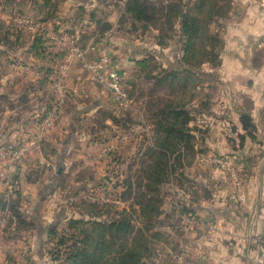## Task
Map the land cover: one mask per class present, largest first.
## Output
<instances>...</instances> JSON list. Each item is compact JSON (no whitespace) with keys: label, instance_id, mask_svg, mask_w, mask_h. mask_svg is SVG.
Here are the masks:
<instances>
[{"label":"crops","instance_id":"crops-1","mask_svg":"<svg viewBox=\"0 0 264 264\" xmlns=\"http://www.w3.org/2000/svg\"><path fill=\"white\" fill-rule=\"evenodd\" d=\"M202 1L181 0L183 12H191L192 7H199L198 12L204 11L205 4ZM213 3L210 11L214 15L212 14L210 20L209 31L218 40L216 58L214 61H207L206 57L200 56L195 66L187 59L184 39H181L179 27L175 24L172 27V39L164 43L159 39L157 29L150 27L151 34L134 37L118 34L115 28L119 13L109 6L103 5V11L106 12L98 17L97 9L94 10L93 4L90 3L95 15H84L81 18L75 15L69 21L76 25L79 32L76 46L88 50L86 52L89 59L94 58L99 49H107L126 80L131 76H142L140 64L144 61L155 63L150 72V80L154 86L157 78L164 74H167L168 78L182 80L180 105L184 110H188L190 116L185 126L197 142L196 156H230L235 164L241 163L244 182L240 192L222 174L221 180L211 182L215 191L210 197L186 195L182 202L179 201L193 212L176 213V224L173 221L166 223V243L169 245L173 242L174 246L167 247V260L161 264H175L179 254L182 255L180 264H260L264 257V56L257 48L258 40L264 33V0H214ZM70 11L72 14L77 13L79 6L71 7ZM100 23L108 24L103 33L96 31ZM44 44L47 45L45 41ZM30 45V55L38 57V61L46 60L45 53L32 51L33 42ZM92 47L93 50L90 49ZM60 48L51 50L50 58L56 59L60 54L57 50ZM205 48L208 49L207 46ZM62 54L64 52L61 56ZM76 57L74 55L72 58ZM78 60L80 64L75 61L73 66L67 69L73 79L71 82V78L69 79V85L78 91L79 96L91 97L93 100L86 103H69L65 116L57 121L56 117L52 133L47 134L48 136L44 134L41 138V142L45 139L44 143L39 144L20 165L16 177L19 190L17 196L18 209L24 225L18 223L10 210L9 199H4L7 205L0 209V224L3 225L0 235V264H22L23 259L25 264L49 263L46 257L48 229L53 225H60L68 216V199L64 197V190L71 188L70 194H73L81 188L95 189L104 182L107 186L101 191L106 192L110 189L112 180L105 175L115 170L110 167L109 158L112 161L118 160L122 155L125 156L124 149L127 146L134 145L135 152L126 154V157L133 156L132 160L138 162L147 144L153 146L158 137L153 120L143 117L141 101L131 100L129 107H118L98 84L85 78L80 59ZM44 70L39 67L29 71L31 73L27 75L28 81H34L32 78L37 77L40 86L37 89L32 87V84L29 85L28 95L32 96L34 90H37V93L46 92L41 85L46 79L49 80L53 73H58V70L54 69L45 74ZM192 77L196 78V82L192 87L194 96L190 98L188 82ZM63 91L64 87L58 94L63 95ZM61 98L59 96V99ZM116 107L120 114L119 123L122 130L117 136L111 137L110 132L116 127L112 126L115 125L116 118L110 117L99 122L94 118L103 109L112 110ZM112 113L115 114V111ZM36 116L34 115L35 118ZM244 117L248 118L250 130H244L242 127ZM95 122L99 123L98 128L94 127L97 126ZM19 124L12 128L9 136L11 143H20V136L25 140L26 136L37 134L28 121ZM122 135L125 137L123 144H119L116 149L117 145L110 141L120 139ZM73 148L81 153L78 154L80 157L88 160V172H102L104 180L92 179L90 184L77 186L76 182L69 178L64 184L67 188L64 185L63 188L59 187L60 174L64 176L67 173L81 172L78 167L75 168L66 162L68 153ZM97 158L104 162L96 161ZM42 163L46 164L45 174L53 170V164L58 167L55 171L57 177L51 182H47L45 178L30 179L32 171L36 166H43ZM118 182L121 191L123 181ZM205 183L208 184L207 181ZM82 194L79 193L76 198L79 199ZM97 198L93 194L92 197L82 196L83 202L92 204L98 202ZM1 199L3 197L0 190ZM101 199L109 201L108 198ZM165 201L169 211L174 212L176 200L168 198ZM113 203L119 204L120 210H128L129 206L133 205L136 215L139 216L133 198L114 199ZM78 213L76 219L85 220L84 213ZM86 217L90 219L91 216L88 213ZM208 221L212 222V228L202 229L200 222ZM135 225L138 227L139 221H136ZM172 227H177L176 235L173 234ZM156 260L154 258L152 264H155Z\"/></svg>","mask_w":264,"mask_h":264},{"label":"rangeland","instance_id":"rangeland-1","mask_svg":"<svg viewBox=\"0 0 264 264\" xmlns=\"http://www.w3.org/2000/svg\"><path fill=\"white\" fill-rule=\"evenodd\" d=\"M146 1L156 4V1L160 0ZM213 1L214 0H208V3L205 6V10L201 11L200 13L198 12V7H195V9H193L192 7V11L189 12L190 17L197 16V19L199 20L200 29L198 39H200L201 42H199L198 39H195L193 47H191L190 55L192 56L190 60L192 65L194 66L197 63L198 58L202 56V51L200 54V46L203 49L204 46L208 47V49H206V55L208 58L211 54L215 53L216 46L218 45L217 43H215V46L212 49L211 43H213L214 41L212 39L213 35L209 31V26L211 24L210 20L213 14V12L210 11L212 8V6L210 5L214 4ZM126 2V0H0V145L11 143L9 136L12 131V128L19 124L21 121L22 123L24 121H28L31 128H35L34 130L38 134L40 122L43 116L55 104H61L60 112L58 113L56 119L57 121L62 116H65L66 108L69 103H72L74 101L86 103V101L93 100V98L91 97L86 98L84 96L86 98L84 99V97L79 96L78 91L74 90L73 87L69 85V79L71 78V75H69L70 73H68L69 70L67 71V69L69 68V66L71 68L75 61H78L79 63V58H77L78 56L74 59L71 58V60L65 62L64 56L69 53V50H67L66 47H64L62 44H54L53 42H51L45 35L46 30L34 26L33 23L47 22L50 23V26H48L50 27L48 28L49 30L57 31L64 25L70 24L69 21L72 20L75 15H78L80 18L84 15L88 17L90 15H95L93 13V8L94 10L95 8L97 9L96 13L98 14L96 16H102V14L106 12L103 11L104 5L109 6L113 10H116L117 13H119L118 24L115 28V31H117L118 34H128L132 35L133 37L136 35L149 33L151 34L152 29H157V26L160 25L163 27V30L159 31L157 29L159 39L164 43L167 42V40L172 39V31L174 29H171L166 25V19L164 21H160L163 19H160L161 16H159V21L154 20L153 18L147 21H132V19L129 18L130 16L128 14L126 15L123 13ZM90 3L93 4V8ZM73 6H79V11L77 13H70V9ZM148 13L150 14H147V16L151 15V12ZM149 27L152 29H150ZM107 28V23H100L97 26L96 31L99 33H103V31H105ZM205 28L208 29V31ZM84 33L86 35V32ZM58 34H60V31H58ZM100 36L102 35L100 34ZM37 37H40L42 40H44L50 50L54 51L55 48L58 49L59 47H61L59 50H57V53L60 54L56 59L53 57L51 59L47 58L46 60L38 61V57H34L33 55L29 54L31 46L30 44H32L33 40ZM205 37H207V41L205 40ZM209 37L211 38V40L208 39ZM57 45H59V47ZM63 52L64 54H62L61 56V53ZM209 61H213V56ZM64 64H66V68L65 71L63 70L61 74L62 77L59 75V72L53 73L52 76L48 78L49 80L46 79V82L41 85V87H43L42 89H46V92L37 93L35 92L37 90H34L32 96L28 95L29 93L27 91L29 90V85L32 84V87L35 88L40 86V82H37V77L32 78V80L34 81H28L27 75L28 73H31L29 71L37 70L39 69V67L43 69L47 68L52 71L55 69L57 71L59 69H62L61 66H63ZM154 66L155 63H150L148 61L147 64H144L142 66V68L140 67V74H142V76H131L127 77V80L126 78L124 79L130 99L133 102L141 101V111L143 113V117L148 119L152 118V111L155 110L156 106L164 104L169 100L177 101L179 98L178 96H180L181 93V90L175 87L174 82L177 81V78H175L173 81H170V79L165 78V80H163L161 83L157 82V85L154 86L151 83L149 76ZM84 76H86L85 78H88L90 81L94 82L87 76L86 72H84ZM57 77L62 78V85L64 87L63 95L58 94V92H60L63 87L61 89H57L54 86L55 82L58 81H55ZM71 80L73 79L71 78L70 82ZM89 80L88 82H90ZM130 80L132 82H130ZM193 80L194 79L191 78L190 85L193 84ZM98 86L102 88L101 85L98 84ZM171 86H173L172 90ZM59 96H61L62 98L59 99ZM108 97L110 98L109 95ZM46 104L48 106H46ZM117 106L121 107L119 105ZM113 111H115V114L112 113ZM42 113H44L43 116ZM34 115H37L36 118L34 117ZM131 116L133 117V115ZM32 117L35 119H33ZM110 117L116 118L115 125H112L116 127L115 129L112 128L110 132L111 137H114L115 135L117 136L119 133H121L120 130H122L120 126L121 124L119 123L120 114L118 112L117 107L112 110H110L109 108L103 109L97 114L94 120L96 122H99L100 120H104ZM96 122L95 124L97 126L94 127L98 128L99 123ZM22 123L20 124L22 125ZM54 125L47 129L45 133L46 135L52 133L51 131L53 130ZM37 134L28 135L25 137V140L22 139L23 137L20 136L21 140L19 141L20 143H22L26 141L28 137H32ZM44 141L45 139L43 138V141L40 142V144L44 143ZM110 142H113L115 146L117 145L116 149L119 147V144H123L120 139L111 140ZM196 143L197 142L194 140L190 142L189 148L186 149L185 157L180 159H173L174 171L172 174H169L167 176V179L169 181V187L163 185L162 188H158L157 186L154 187L155 185H152L151 190L147 188H141V186L144 184V176L147 175V173H145L143 170V164L145 162L148 163L151 161H149L147 157L143 156L140 160H137L138 162L132 160L131 157L133 156L130 157L129 155H127L126 157V154L135 152L134 150L136 146L131 145L129 147L127 146V148L124 149L125 156L122 155L118 160L115 161H112L109 158L110 167H114L112 170L115 169L114 171L107 172L105 175L109 180H112V185H110L109 187L110 189H108L106 192H102L101 189L105 188L107 185L104 182H101L102 184L95 189L83 190V188H81L77 190L78 194L83 193V198L88 196L92 197V194L94 196H97L98 202H96L95 204H92L91 202L85 203L82 200V196L79 197V199L76 198V196L78 195H76V191L75 193L73 192V194H70L71 188L65 189L64 197H67L68 199V206L66 207L68 216L64 221L61 222L60 225H58V228L61 230V228L64 227L67 230L66 232L68 235L66 236V245L60 246V249L56 247V249L60 251V255L62 256L64 252H68V247H70V245L72 244V237H74V239L75 237H79L81 239L86 233V231L83 232L82 229L89 230L88 226L81 224H77V230L72 229L70 221L72 218H76L77 214H79V211L80 214L84 213L85 220H89L86 217L88 214L87 212H91L92 210L93 212H100L103 214L102 217H99V219L101 218V220L118 217L114 211L116 208H118L119 204H115L113 203V201L114 199H118L117 196L120 195L119 192L124 191L125 187L122 186L121 191H119V186H117L116 183L118 182V180L124 181L126 179L129 180L134 186V188L130 190V193L129 191L127 192V196L131 195L136 196L139 199H143L144 194H149L151 197L155 198V203H153L154 208H152L151 210L150 208H146L145 212L143 213V216H141L140 214H138L139 216H137L136 212H132L131 209L128 211L132 213L130 217L134 228L142 229V233L145 232V236L141 240L145 244L144 251L142 253V262L144 264H152L154 263V258L155 260L157 259L155 261V264H161V262H166L167 247H173L174 243L171 242L169 245H167L166 242L168 241L164 230L167 222H174V224H176L175 222L177 214L175 212L169 211V206L166 204L165 200L168 198H174L177 204V206L175 207L180 208L184 205H182L179 200H181L182 202V198L186 195L194 197H210L211 195H213V191H215L213 190V184H211V182H216L218 180H221L222 178L223 172L217 169L214 165L203 161L201 157L196 156L198 148L196 147ZM147 148H150V145L147 144V146L144 148V152ZM33 151L34 149L28 155H30ZM78 154L81 153H79L76 148H73L68 153L66 162L70 163L75 168L78 167L81 172H75L73 174L67 173L64 176L60 174L58 177L60 184L59 187L61 186L63 188L65 186V182L69 180V178L74 180L77 186H82L86 183L90 184L92 179L99 181L104 180L102 172H88L87 168L90 167V165L86 163V161L88 160L85 161V158L80 157V155ZM27 156L23 159L21 164L25 162ZM92 160L95 161L94 158H92ZM96 161L104 162L99 158H97ZM61 162V164L63 165V160ZM42 164V168L39 165L36 166L37 168L32 171V173L30 174V179L41 180L42 178H45L47 182H51L52 180H54L55 177H57L55 171L58 167L53 164V170L45 174L44 171L46 170V164ZM236 165L238 171L241 174L244 173L241 167V163L238 162ZM141 168L143 171H141ZM159 168L161 169L162 167L160 166ZM205 181H207L208 184H206ZM113 184H116V186H114ZM171 184L173 185V187L171 186ZM65 188L67 187L65 186ZM54 189L55 186L53 190ZM47 191L49 192L50 190ZM101 198H108L109 201H103ZM69 199L72 200L70 201ZM113 206H115L116 208ZM155 206L157 212L156 210H154ZM136 221H141L138 227H135ZM21 224L24 225V223ZM140 226L141 228H139ZM172 228L173 234L176 235L178 231L177 227ZM72 233L75 235L70 238V234ZM56 241L57 240L54 239V241L51 242L52 245H48L49 242L46 243L47 252L49 247H55L54 244ZM129 242H131V239H129ZM118 244H122V241H119L118 243L116 242L114 247L116 248ZM48 256L49 254L46 255L47 258Z\"/></svg>","mask_w":264,"mask_h":264},{"label":"trees","instance_id":"trees-1","mask_svg":"<svg viewBox=\"0 0 264 264\" xmlns=\"http://www.w3.org/2000/svg\"><path fill=\"white\" fill-rule=\"evenodd\" d=\"M126 1L127 2L125 3L123 13L126 15L128 14L130 16L129 18L132 19V21H147L152 18L154 20H158V17L161 16L160 19L163 20L160 21H164L166 19V25L169 28L173 29V25H177L179 27V35L181 39H184L183 46L185 52L188 54L187 59L191 58V47H193L194 40L199 38V20L197 19V16L190 17V13L188 11L183 12V3L181 2V0H160L161 2L156 1V4L146 0ZM202 2L206 6L208 0H203ZM210 6L213 7V4H211ZM148 12H151V15L147 16V14H150ZM157 29L160 31L163 30V27L158 25ZM206 30L208 31V29ZM208 39L211 40L210 37ZM212 39L214 41L213 43H211V47L213 49L215 43H217L218 40L214 39L213 37ZM198 40L199 42H201L200 39ZM205 40L207 41V37H205ZM32 47L33 50L35 49L37 52L45 53L46 59H51L49 54L51 50L47 47V45L44 44V41L40 37H37L33 40ZM201 51V57H206L207 61H209L212 56L213 61L216 58L215 53L211 54L210 57L207 58V51L205 46L204 49L200 46V54ZM147 62L148 61L142 62L140 64V67L142 68V66L144 64H147ZM43 72L45 74H48L50 73V70L45 68ZM165 78L170 79V81H173L175 79V77L168 78V75L164 74L163 76L157 78L156 82L161 83L163 80H165ZM192 78L194 79L193 84L190 85V81L188 82L190 98H193L194 96L192 87L196 82V78ZM174 83L175 87L181 90L180 96H178V100H169L164 104L156 106L155 110L152 111V118H150V120H153L154 128L156 133L158 134V137L156 138L153 146L147 148L143 153V157H147L151 162H143V170L145 173H147V175L144 176L145 180H143L144 184L141 186V188H147L151 190L152 185H155L154 187L157 186L158 188H162L163 185L169 187L167 176L169 174H172L174 171L173 159H180L185 157L186 149L189 148L190 142L193 140L192 136L187 132L185 126L186 121L190 119L188 110H184L180 105V102H182L181 95L183 93L182 80L177 79V81H175ZM172 89L173 86H171V90ZM242 123V127L244 130L251 129V126L248 123V118L244 117ZM160 166L162 167L161 169L159 168ZM143 170L141 168V171ZM116 184L117 186L120 185L118 182ZM122 186H124L125 189L124 191L120 192V195H118L117 198L122 200L133 198V201L138 209V214L143 216L146 208H150V210L154 208L153 203H155V198L151 197L149 194H144L143 199H139L136 196L126 195L128 191L130 193V190L134 188L133 184L129 180L125 179L122 182ZM171 186L173 187L172 184ZM18 192L19 190L17 188L14 195L8 198V205L10 210H12V213L17 218L18 223L20 224L24 222L20 217L21 214L18 209ZM2 197L3 199L0 200V209L6 207L7 205V202L4 201L6 197L4 195H2ZM175 206H177V204ZM175 206V213L193 212L192 209L186 205L180 208H176ZM130 209L132 212H136L133 205H130L128 210H120L116 208L114 212L118 217L108 218L106 220H101V218L99 219V217H102L103 214L100 212H93V210L91 212H87L91 216V220L72 218L70 221L72 229L75 230L76 228H78L77 224H81L88 226L89 230L81 228L83 232L86 231L84 237L81 239L79 237H75L74 239V237L72 236H74L75 234H70V238L72 237V244L70 245V247H68V252H64L62 256L60 255V251L57 250L56 247L60 249V246L66 245V236L68 235L66 232L67 230L64 227L60 230L56 225L51 226L48 229L47 235V242H49L48 245H52L51 242H53L54 239H56L57 241L54 244L55 247H49L48 252L46 251V255L49 254L48 262L52 264H144L142 262V253L144 251L145 244L141 240L142 238H144L145 232L142 233V229L134 228L130 217L132 213L128 212ZM154 210H156V206ZM139 228H141V226ZM129 239H131V242H129ZM119 241H122V244H118V246L115 248V243H118Z\"/></svg>","mask_w":264,"mask_h":264},{"label":"built area","instance_id":"built-area-1","mask_svg":"<svg viewBox=\"0 0 264 264\" xmlns=\"http://www.w3.org/2000/svg\"><path fill=\"white\" fill-rule=\"evenodd\" d=\"M116 1V0H113ZM27 22V21H26ZM30 23V22H28ZM34 26L39 27L40 29L46 30V37L53 42L54 44H62L69 50V53L65 57V62L71 60V58L75 55L78 56L81 62V67L84 72H86L87 76L92 79L94 82L98 83L102 86L103 90L110 96L112 101L121 106L122 108L129 107L131 104V99L128 96L127 88L125 85V76L123 72L118 68L114 59L109 54L107 49L101 48L99 49L94 58L89 59L87 57L88 50H82L76 46V41L78 38V29L75 24L71 23L66 24L63 27L59 28L57 31L49 30L48 26L43 22L33 23ZM60 31V34H58ZM94 47L90 48L93 50ZM257 48L260 53L264 56V33L259 38L257 43ZM62 69H59V75L62 77L63 70L65 71L66 64L61 66ZM57 77L54 86L57 89H61L62 78ZM61 104H55L49 111L45 113L41 122L38 134L32 136L31 138H27L26 141L22 143H8L5 145H0V166L2 169L0 170V190L2 195L6 197V199L10 198L14 195L16 189L18 188V183L16 181V176L18 174L21 162L23 159L36 147L40 144L42 136L46 133L47 129L54 125V121L60 112ZM122 135L120 137V141H123L125 137ZM112 147H110L111 149ZM203 161L208 162L214 165L217 169H219L229 182L234 186L236 190L240 192L243 187V176L238 171L235 161L230 156H200ZM242 195H239L241 198ZM70 201L72 199H69ZM212 222H200V226L202 229H211ZM2 224H0V235L2 233ZM1 241V239H0ZM263 242V241H262ZM1 247V242H0ZM264 251V242L263 247ZM182 261V255L179 254L176 257L175 264H180ZM25 259L22 260V264H25ZM260 264H264V257Z\"/></svg>","mask_w":264,"mask_h":264}]
</instances>
